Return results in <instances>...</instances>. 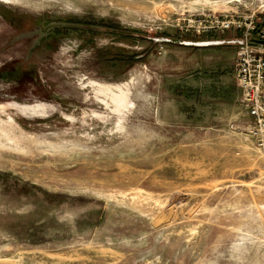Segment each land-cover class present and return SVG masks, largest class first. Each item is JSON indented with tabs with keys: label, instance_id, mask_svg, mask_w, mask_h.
Returning a JSON list of instances; mask_svg holds the SVG:
<instances>
[{
	"label": "rangeland",
	"instance_id": "obj_1",
	"mask_svg": "<svg viewBox=\"0 0 264 264\" xmlns=\"http://www.w3.org/2000/svg\"><path fill=\"white\" fill-rule=\"evenodd\" d=\"M253 34L264 0H0V264H264Z\"/></svg>",
	"mask_w": 264,
	"mask_h": 264
},
{
	"label": "built area",
	"instance_id": "obj_2",
	"mask_svg": "<svg viewBox=\"0 0 264 264\" xmlns=\"http://www.w3.org/2000/svg\"><path fill=\"white\" fill-rule=\"evenodd\" d=\"M220 22L223 28H229L232 25L226 19ZM253 36L257 37L255 34L251 37ZM251 37L243 39L244 42L241 45L247 44L249 46L248 40ZM257 38L264 39L262 37ZM236 76L242 89L246 107L254 117L256 125L264 133V55L248 47L242 50L237 60Z\"/></svg>",
	"mask_w": 264,
	"mask_h": 264
},
{
	"label": "water",
	"instance_id": "obj_3",
	"mask_svg": "<svg viewBox=\"0 0 264 264\" xmlns=\"http://www.w3.org/2000/svg\"><path fill=\"white\" fill-rule=\"evenodd\" d=\"M244 42V40L243 39H241L240 41H239V43H243ZM248 42L250 43V44H252V45H261V46H264V39H260V38H257V37H255V36H253V37H251L249 40H248Z\"/></svg>",
	"mask_w": 264,
	"mask_h": 264
}]
</instances>
